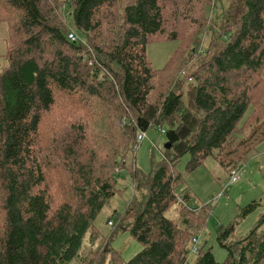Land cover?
<instances>
[{
  "label": "trees",
  "instance_id": "trees-1",
  "mask_svg": "<svg viewBox=\"0 0 264 264\" xmlns=\"http://www.w3.org/2000/svg\"><path fill=\"white\" fill-rule=\"evenodd\" d=\"M217 2L222 13L199 53L200 43L190 51L182 47L177 21L193 19L203 0H0V24L8 25L12 44L0 76V264H264V216L229 243L230 229L219 230L224 262L203 245L191 259L209 209L190 206L179 163L188 155L186 168L195 171L214 158L232 173L264 141V99L254 97L264 94V0ZM68 9L71 31L85 44L68 38L62 18ZM168 41L181 46L155 70L147 47ZM193 58L201 62L189 73L193 83L185 94L187 75L180 74ZM179 70L158 92L157 80ZM86 96L100 102L103 115ZM92 114L113 120L119 132L118 141L109 138V165H100L104 147L91 148L87 139ZM156 125L171 149L145 173L132 147L139 131ZM115 166L129 169L135 192L115 236L128 232L142 246L127 262L112 247L114 233L89 237L119 192ZM53 172L70 182L62 199L51 193ZM175 205L181 223L167 215Z\"/></svg>",
  "mask_w": 264,
  "mask_h": 264
},
{
  "label": "rangeland",
  "instance_id": "rangeland-1",
  "mask_svg": "<svg viewBox=\"0 0 264 264\" xmlns=\"http://www.w3.org/2000/svg\"><path fill=\"white\" fill-rule=\"evenodd\" d=\"M70 12V9L64 10L62 15L63 21L69 27V32L71 31V28H74L73 19L71 16H68ZM220 13H222V9L220 8V4L217 0H203V3L199 6L197 5L195 11L192 12L193 19H178L177 24L180 25L179 29L181 30L180 37L184 43L182 47L187 48V50L190 51L193 47H196L197 44L200 43L199 47L203 46V48L206 49L207 44L212 39L210 34L206 31L211 26H214L215 19L220 15ZM11 46L12 44L10 41V34L8 33V25L1 23L0 76L2 75L4 68L8 65L5 55L8 53V49ZM180 46L181 43L177 41L150 43L147 47V55L153 68L155 70L164 69L172 54L175 53ZM45 57L50 59L46 55ZM200 62L201 61L199 59L193 58L188 62L186 70L183 68V71L179 70L177 73L172 72V74L161 76L159 80H157L158 92L164 91L166 81L172 80L175 76H178L180 71H182L180 77L183 79V77L187 75V79L189 73L193 71ZM191 83L193 82H188V79L184 81L185 94ZM254 97L264 99V94L262 92H258ZM84 99L92 110L97 111L98 114L103 113L100 102L96 98H88L86 96ZM185 99L188 102L187 96H185ZM58 101L59 108H61L62 105L64 106V102L61 99ZM259 103L264 104V100ZM57 113H59V111H57ZM87 116L90 117L88 118L90 127L87 131V139L90 142L91 148L103 146V152H105V154L101 159L100 165H104L106 163L109 165L111 157L109 138L112 137L117 141L119 140V132L116 125L113 120L111 121L109 118L104 119L101 117L100 119L94 117L93 114ZM49 121L50 120L46 118L45 124L47 125V122ZM124 122V120L121 121L120 126H123ZM156 127L160 128V126L156 125L147 131L146 139L140 144L136 152L134 149L136 142L132 147V154H135L136 166L145 173H149L154 166L161 164L164 160L167 137L166 134H160ZM101 132H105L107 136L106 141H104L105 137L100 134ZM48 137H51V135H48ZM188 159L189 156L185 155L179 163L177 170L185 177L188 193H190L191 197L190 206L193 208H201L202 206L207 205L206 209H209V213L206 216L205 226L202 228V236L199 238V242L197 244L198 254L201 245H203L205 250L212 251L216 261L224 262L227 258L228 252L226 249L221 247L218 241L219 230L222 229L225 231L230 229L227 241L229 243L245 237L264 216V141L257 146V153L251 158V161L243 165L238 170L239 179L236 183L230 186L229 190L226 189L231 181V173L224 169L217 160L209 158L195 171H188L186 168ZM127 165V168L129 169L133 166L131 157L127 161ZM114 169L116 173H119L117 177V189H119V192L112 197L103 208L95 223L96 228L94 229V232L92 231L89 233V237H92L95 234L97 235V231L101 233L100 235L105 236L107 234L114 233L115 236L116 231H118L117 228L119 227V216L123 214L135 195L129 169L124 171L117 166H115ZM48 180L51 185V193L55 197L62 199L66 193V189L70 186L68 179L66 177H57V174H54L53 172L48 177ZM253 203L257 204L256 209L248 215H244V208ZM167 215L178 223L182 222L180 207L178 205H175L167 213ZM109 221L113 222V226L109 225ZM2 225L0 224V233L3 231ZM262 229L264 230V226ZM196 237L198 238V236ZM92 239L93 238L88 240ZM88 240H86L87 242L84 244V249L90 250L89 247L91 246V242L89 243ZM112 247L121 252L125 258V262L129 261L142 249L140 243L134 240L128 232H123L118 236H115L112 241ZM198 254L192 256L191 259L195 258ZM82 258L86 259L84 254ZM88 258L91 260V256H87V259ZM78 263L79 262L73 264ZM188 264H194V262L191 261Z\"/></svg>",
  "mask_w": 264,
  "mask_h": 264
},
{
  "label": "built area",
  "instance_id": "built-area-1",
  "mask_svg": "<svg viewBox=\"0 0 264 264\" xmlns=\"http://www.w3.org/2000/svg\"><path fill=\"white\" fill-rule=\"evenodd\" d=\"M68 38H69L70 41H72V42H74V43H77V44H80V43H81V44H85V43H86V40H85L84 38L79 37V36H78L75 32H73V31H70V32H69V34H68ZM204 51H205V50H204L203 46L199 47V52H200V53H203ZM156 129L159 130L160 134H162V135L166 134V131H165L164 129H162L161 127H160V128H159V127H156ZM146 133H147V132H143V131H139V132L137 133L136 144H135V146H134L135 152L138 150L140 144H141L142 142H144V140L146 139V137H147V134H146ZM238 170H239V169H238ZM238 170H234V171H232V173H231V176H232V177H231V181H230V184H228L226 190H229V189H230V186L238 181V179H239V177H238ZM109 225H112V222L109 223ZM201 236H202V234H201V235H198V238H197V237H194V238H193V241H192V242H193V248H192V250H191V254H193V255L198 254V247H197V244H198V242H199V238H200Z\"/></svg>",
  "mask_w": 264,
  "mask_h": 264
},
{
  "label": "water",
  "instance_id": "water-1",
  "mask_svg": "<svg viewBox=\"0 0 264 264\" xmlns=\"http://www.w3.org/2000/svg\"><path fill=\"white\" fill-rule=\"evenodd\" d=\"M166 150H169V149H171V143L170 142H168L167 144H166Z\"/></svg>",
  "mask_w": 264,
  "mask_h": 264
},
{
  "label": "crops",
  "instance_id": "crops-1",
  "mask_svg": "<svg viewBox=\"0 0 264 264\" xmlns=\"http://www.w3.org/2000/svg\"><path fill=\"white\" fill-rule=\"evenodd\" d=\"M122 256H123V255H122ZM123 259H125L124 256H123ZM106 264H110L109 261H108Z\"/></svg>",
  "mask_w": 264,
  "mask_h": 264
}]
</instances>
